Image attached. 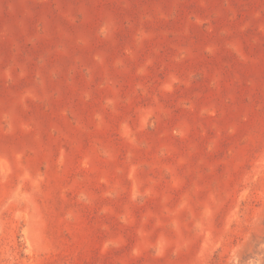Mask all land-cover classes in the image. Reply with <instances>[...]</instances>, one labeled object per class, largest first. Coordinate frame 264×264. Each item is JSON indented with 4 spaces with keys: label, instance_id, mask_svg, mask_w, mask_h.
<instances>
[{
    "label": "rangeland",
    "instance_id": "1",
    "mask_svg": "<svg viewBox=\"0 0 264 264\" xmlns=\"http://www.w3.org/2000/svg\"><path fill=\"white\" fill-rule=\"evenodd\" d=\"M0 264H264V0H0Z\"/></svg>",
    "mask_w": 264,
    "mask_h": 264
}]
</instances>
